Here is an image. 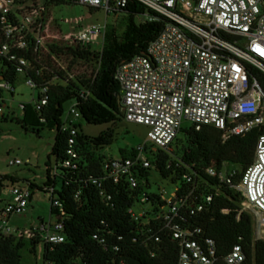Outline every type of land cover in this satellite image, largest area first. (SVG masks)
<instances>
[{
	"label": "built area",
	"instance_id": "1",
	"mask_svg": "<svg viewBox=\"0 0 264 264\" xmlns=\"http://www.w3.org/2000/svg\"><path fill=\"white\" fill-rule=\"evenodd\" d=\"M129 0H0V118L4 116L7 101L12 99L14 85L22 78L32 90L31 104L36 111L47 104L50 85L75 81L76 78L93 79L98 64L78 59L69 50L100 52L94 49L105 37V25H87L76 33L62 34L50 10L57 4L86 6L101 9L105 15L121 12ZM151 10L165 22L159 33L147 45L146 54L136 55L119 64L113 79L119 87L116 106L123 121L145 126L146 140L134 147L128 157L109 158L104 164L106 178L116 184L124 181L129 189L141 190L140 202L147 201V183L140 171L151 169L144 145L162 152L170 147L182 128L199 131L203 126L221 132L222 142L243 136L264 126V88L253 77L251 69L264 75V0H133ZM89 17V14L86 16ZM149 21L157 18L145 15ZM83 18L74 19L79 23ZM65 23L70 21L64 20ZM102 47V44H101ZM87 87L79 96L87 97ZM76 101L65 107L61 131L67 135L65 159L58 167L74 168L78 155L74 149L77 121L80 114ZM23 104H19L20 115ZM10 116L14 112L10 111ZM186 124L184 127L183 125ZM9 165H20L18 159ZM56 171V166H55ZM204 174L219 185L230 187L240 196L235 204L225 198L220 213L252 218L253 241H264V134L256 141L254 158L233 183L234 168L223 163L220 169L214 163ZM192 183L189 175H184ZM92 183H96L92 180ZM1 184V180H0ZM30 184L12 186L10 200L0 209V235L38 239L43 244H59L65 239L64 227L59 219L40 221L29 229H12L8 220L23 213L31 196ZM220 187V186H218ZM50 194L53 186L44 187ZM190 190L184 196L174 193L165 196L158 191L165 204L158 218L171 240L177 246L176 264H216V243L203 235L200 228L181 225V210L186 207ZM213 193L201 196L198 203L188 208L190 216L204 210ZM63 211L58 202H50ZM137 220L144 211L128 209ZM159 242L157 236H153ZM264 264V253L262 255ZM224 264H247L242 246L236 244L223 257ZM44 264H51L45 262ZM249 264H255L251 259Z\"/></svg>",
	"mask_w": 264,
	"mask_h": 264
},
{
	"label": "trees",
	"instance_id": "2",
	"mask_svg": "<svg viewBox=\"0 0 264 264\" xmlns=\"http://www.w3.org/2000/svg\"><path fill=\"white\" fill-rule=\"evenodd\" d=\"M118 13L126 17L120 37L113 27L105 35L100 52L69 50L75 58L98 64L94 78H76L75 81L50 85L47 104L42 110L36 111L31 103H26L20 118H13L24 131L36 134L43 128L54 131L51 154L56 174L51 179L48 171L43 186L54 187L56 180L59 182V189L50 194V202L60 204L63 216L58 217V211L51 205L50 214L62 222L65 239L59 244H43L37 238L0 235V264H20L19 251L26 243L31 253L35 252L37 245H42L43 264H176L177 246L162 229L158 219L165 203L150 191L145 193L147 201L141 203L140 189L131 190L124 181L114 184L106 178L104 164L111 157H106L99 150L112 143L111 127L90 137L81 132L77 123L74 149L78 159L75 167H58L66 157L67 135L61 131L65 105L76 101L79 120L88 125L110 124L113 127L123 121L116 106L119 87L113 79L114 71L119 64L133 56L145 55L147 45L165 22L162 17L133 0H129ZM146 14L157 20L145 19L142 23H134V16ZM251 72L264 88V75L254 69ZM84 87H87L88 94L82 99L79 93ZM7 119L5 116L0 118L2 121ZM260 134H264V126L222 142L221 132L213 127L203 126L199 131L187 127L179 131V137L176 136L169 152L144 145L151 169L175 185L176 195L184 196L192 190L186 207L198 203L201 196L213 193V188L219 189L220 194L214 196L202 212L190 216L188 208L181 210L183 227L200 228L205 237L216 243V264H224L223 257L236 244L242 246L247 264L251 259L255 264H263L264 241H253L251 216L242 212L237 219L234 213L223 215L219 211L226 203L224 197L238 204L240 196L230 187L219 185L204 174L209 164L214 163L220 169L225 163L235 169L236 175L232 181L237 183L253 161ZM118 152L119 157H128L133 155L134 148H122ZM151 169L139 172L146 182ZM184 175H189L192 183L186 182ZM3 179L15 182L13 178L0 177L1 183ZM92 180L96 183L93 184ZM29 184L31 196L38 190L48 193L44 187ZM136 204L147 208H142V217L134 220L128 209ZM153 236H157L159 242H155Z\"/></svg>",
	"mask_w": 264,
	"mask_h": 264
},
{
	"label": "rangeland",
	"instance_id": "3",
	"mask_svg": "<svg viewBox=\"0 0 264 264\" xmlns=\"http://www.w3.org/2000/svg\"><path fill=\"white\" fill-rule=\"evenodd\" d=\"M89 14V17H86ZM50 15L54 19L62 34L76 33L82 27L87 25H105V35L113 27L116 29L118 37L121 36L125 25L126 17L123 13L108 14L99 10H92L86 6L72 4H57L50 10ZM83 18L79 23L72 22L74 19ZM146 19L145 15H136L133 20L135 24L142 23ZM64 20L70 23L63 22ZM104 39L98 40V45L94 49H102ZM32 90L24 85L22 78H19L14 85L12 99L7 94L4 97L8 99L7 107L4 110L6 121L0 120V177L13 178L14 183L8 179H3L0 186V209L10 200L9 190L12 186H23L31 183L37 187H44L46 174L52 179L55 171L54 159L51 154L54 131L43 128L38 134L24 131L13 118H20L19 104L31 102ZM68 104L65 105L67 107ZM10 111L14 116H10ZM81 132L87 136L93 137L100 132L111 127L113 130V140L108 146H103L99 152L106 157H119V149L134 148L146 140L148 129L145 126L121 121L115 126L110 124L88 125L78 120ZM184 127L186 124L183 125ZM179 136H177L178 138ZM174 141L171 146L173 147ZM18 159L20 165H9L10 161ZM54 190L59 189V182L56 180ZM149 191L157 193L163 190L165 196L174 193L175 185L168 180H164L151 169L148 176ZM147 208L142 205H134L133 209L138 211ZM56 217L50 214V192L34 191L28 203L27 209L21 214H14L8 220V225L12 229H29L38 226L40 221H55ZM20 264H43L42 245L35 247V252L31 253L29 245L26 243L19 251Z\"/></svg>",
	"mask_w": 264,
	"mask_h": 264
}]
</instances>
